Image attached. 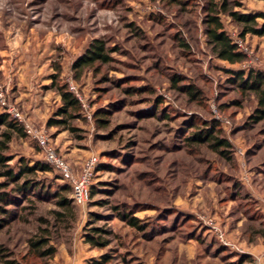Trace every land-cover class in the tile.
<instances>
[{
    "label": "rangeland",
    "instance_id": "obj_1",
    "mask_svg": "<svg viewBox=\"0 0 264 264\" xmlns=\"http://www.w3.org/2000/svg\"><path fill=\"white\" fill-rule=\"evenodd\" d=\"M189 1L180 7L159 0H0L5 104L47 136L75 178L88 159L98 162L85 205L62 193L70 199L63 210L45 191L9 207L14 215L0 230V264L102 258L105 264H264V256L247 252L264 245L263 123L250 122L255 98L241 95L225 72L264 73V38H240L239 27L220 16L247 54L241 64L219 61L205 44L206 0ZM238 2L239 13H264L262 0ZM93 40L113 50L112 61L75 80L72 65ZM52 76L56 85L71 83L85 105L69 124L74 131L47 126L61 105ZM28 88L39 90L37 104L22 93ZM214 121L231 145L230 160L209 142L185 141ZM7 155L14 168L19 159L43 163L38 147L17 134ZM37 176L51 192L66 185L54 169ZM122 214L144 230L129 226ZM92 229L106 246L87 242ZM38 239H47L51 257L36 254L31 243Z\"/></svg>",
    "mask_w": 264,
    "mask_h": 264
},
{
    "label": "trees",
    "instance_id": "obj_2",
    "mask_svg": "<svg viewBox=\"0 0 264 264\" xmlns=\"http://www.w3.org/2000/svg\"><path fill=\"white\" fill-rule=\"evenodd\" d=\"M156 1V0H152ZM168 5H177L185 7L190 4L189 0H159ZM264 1V0H262ZM240 7L238 0H206L205 5L202 6L204 17L202 19L203 34L205 36V44L209 49L210 54L217 60L225 62L228 65H237L246 61V55L238 52L237 47L231 43L230 38L224 31V26L221 22L220 16L229 17L240 29V38L246 35L264 38V13L255 14H242L235 11V8ZM258 20H261L259 22ZM180 46L184 49H189V46L184 41H180ZM112 49L106 47L104 41L93 40L86 52L78 58L72 65L74 71V79L78 80L83 72L87 69L93 68L97 63L109 64L112 61L110 54ZM230 75L229 82L234 84L240 91L241 95L252 94L255 98L256 107L253 114L250 116V122L253 124L263 123L264 134V73L256 70H249L248 72H234L225 71ZM57 76H52V86L55 87L61 105L55 112V119H50L47 122L48 127H64L70 128V122L77 118L80 111V104L78 100L67 91L64 85H56ZM173 82H177L174 79ZM188 94L192 96L195 94V88H187ZM57 118V119H56ZM168 119L169 117H164ZM100 123L104 122L102 119ZM216 121L205 124V127L199 128L191 136L186 137L187 144H203L210 143L211 149L219 153L224 159L230 160L229 150L230 143L222 136V131L218 128ZM0 127L5 129L0 132V178L4 181L0 183V230L7 225L8 221L13 218L14 210L9 207H18L20 201L31 202L30 197L37 196L39 193H49L53 198H56L58 206L63 210H68L70 199L64 197L71 192L68 185L59 187V191L51 192L48 186L46 187L43 182L38 181V173L45 174L51 173L52 167L45 163H34L29 166L24 159L17 161L16 168L10 165L12 160L11 156L7 155L9 144L13 135L17 134L25 138V134L19 127L18 123L12 119L8 114H0ZM64 193V196L61 195ZM66 194V195H65ZM126 221L129 226L144 230L138 223V220L127 214H122L120 217ZM92 234L87 235V242L94 245L106 246V242L100 243L97 238L93 237L94 233L99 232L97 229H92ZM47 239H38L31 243L34 251L38 256L51 257L54 253L51 247H48ZM247 258V257H246ZM105 258L102 262H94L93 264H105ZM4 264H19L17 261L9 260Z\"/></svg>",
    "mask_w": 264,
    "mask_h": 264
},
{
    "label": "built area",
    "instance_id": "obj_3",
    "mask_svg": "<svg viewBox=\"0 0 264 264\" xmlns=\"http://www.w3.org/2000/svg\"><path fill=\"white\" fill-rule=\"evenodd\" d=\"M229 37V36H228ZM231 43L237 47V51L243 54H247V50L244 49L237 38L229 37ZM68 92H70L79 102L80 108L85 109V105L78 97L76 93V88L69 83L67 85ZM0 107L6 109V114H8L12 119H14L19 127L24 132L26 138H28L32 143L38 147V149L43 153V163L52 167L59 175L62 182L68 185L71 189V197L75 205L83 206L86 204L89 197V188L91 186V180L93 179L94 170L97 165V159L92 157L88 159L83 167V172L80 178H75L69 169V167L59 159L54 151L49 147V141L47 136L42 131H37L28 124L22 116L13 107H7L4 102L2 95L0 94ZM260 262L259 259H256ZM257 264V263H256ZM261 264V263H258Z\"/></svg>",
    "mask_w": 264,
    "mask_h": 264
},
{
    "label": "crops",
    "instance_id": "obj_4",
    "mask_svg": "<svg viewBox=\"0 0 264 264\" xmlns=\"http://www.w3.org/2000/svg\"><path fill=\"white\" fill-rule=\"evenodd\" d=\"M23 91V92H22ZM21 92L24 94V95H26V93H30V95H29V103H33V104H37V99H38V97H40V95H39V90H36V89H24V90H22ZM20 92V90H18L17 91V93H19ZM248 252V255H250V256H254V259L256 258V257H258L260 254L262 255V256H264V245L263 246H258L257 245V247H252V248H250L249 249V251H247ZM259 254V255H258Z\"/></svg>",
    "mask_w": 264,
    "mask_h": 264
}]
</instances>
